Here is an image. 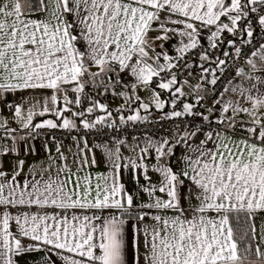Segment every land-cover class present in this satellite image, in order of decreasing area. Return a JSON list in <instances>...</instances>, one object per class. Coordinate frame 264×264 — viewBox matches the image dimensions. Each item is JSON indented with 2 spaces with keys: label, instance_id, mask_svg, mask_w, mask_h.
<instances>
[{
  "label": "snow or ice",
  "instance_id": "obj_1",
  "mask_svg": "<svg viewBox=\"0 0 264 264\" xmlns=\"http://www.w3.org/2000/svg\"><path fill=\"white\" fill-rule=\"evenodd\" d=\"M222 18L228 22L221 23ZM254 21L264 36V0H0V98L17 91L51 90L50 96L30 98L34 102L26 115L23 105H7L23 129L75 130L77 120L85 130L115 127L107 122L112 116L107 105L87 97L85 90L91 86L105 94L122 83V74L136 81L132 96L114 93L126 104L133 97L139 100L138 86L148 87L159 77L157 87L173 96V110L165 118H194L183 119L184 127L177 125L172 139L145 137L142 145L137 142L134 157L121 156L123 140L114 149L104 146L110 170L97 176L95 185L87 175L83 184L79 177L74 183L71 176L62 179L61 172H71L67 163L55 178L48 169L47 177L33 173L31 181L19 183L25 161L15 163L9 179L0 159V264H17L15 257L39 251L45 252V264H53L49 253L63 264H128L129 221H135L132 264H255L248 261L251 255L264 264V251L256 246L253 252L247 243L255 238L256 219L264 216V91L257 87L264 86V78L249 75L256 81L251 89L231 88L250 106L225 100L222 92L205 114L195 110L203 95L197 96V104L184 102L176 109L185 93L174 87L178 80L172 71L190 67L185 54L200 45L202 29L210 31L207 40L213 49L225 31L246 34L249 39L242 43L250 44ZM174 38L178 42L171 44L172 56L165 44ZM235 55L241 56V48H235ZM251 57L249 68L264 71V43ZM200 59L209 60L207 50ZM216 63L223 66L225 60ZM164 72L169 78L161 77ZM211 75L208 82L215 86L218 77L215 71ZM236 75L245 76V70L238 69ZM195 87L203 91L200 84ZM84 98L90 106L73 111L70 106H80ZM152 103L157 109L165 107L155 90ZM139 108L147 111L149 104ZM97 110L106 116L89 119ZM134 111L127 121L148 119ZM214 112L218 115L213 119ZM46 113L57 119L33 124L35 115ZM196 117L202 123L196 124ZM0 128L6 134L15 131L6 121ZM85 149L86 141L78 155ZM12 151L15 144L0 147V158ZM57 152L67 161L59 146ZM149 158L155 163H148ZM87 163L80 155L79 166ZM124 169L133 173L146 200L137 203L128 192L121 182ZM260 238L264 241V225Z\"/></svg>",
  "mask_w": 264,
  "mask_h": 264
},
{
  "label": "crops",
  "instance_id": "obj_2",
  "mask_svg": "<svg viewBox=\"0 0 264 264\" xmlns=\"http://www.w3.org/2000/svg\"><path fill=\"white\" fill-rule=\"evenodd\" d=\"M228 21L224 18H222L221 23H227ZM199 26V25H198ZM212 30H215L213 27ZM210 35V31L208 29H202V34L200 37V44H208L207 37ZM178 38H174L172 41H170L168 44H165V49L169 52V55L175 56V50L171 48V44L177 43ZM159 51V49H157ZM200 55H192L188 60V65L193 67L195 69V75H192L188 78H181L179 76V73L177 71V80L178 83L174 87H181L184 91L185 95L183 98H185L184 102L192 103L194 104L197 100V96L200 95V92L198 93L196 90V85L200 84L202 86V89H206L208 87V79L206 77H202L199 75V72H204L203 69H212L213 68V61L212 59L203 61L200 59ZM249 58H252L249 56ZM161 63L163 61L161 60ZM245 70L246 75L243 77L235 76V78L227 83L226 88L229 89V91L224 92L223 99L228 100H234L239 101L241 103H244V105L250 106L247 104L246 101L243 100V98L239 95V91L232 92L231 88L236 87L238 89H251L253 87V84L256 83L254 79H250L249 75H254L257 77L264 78V71H255L253 72L249 66L247 65V61L242 65V67ZM123 75V81L121 84L116 85L114 90L109 89L110 98L104 99L98 98L100 103L106 104L108 109L112 112V116L108 118L107 122L109 123H116L118 121H121L120 117L123 116L125 120H127V116L129 115H135L136 111L138 110L141 116H147L149 117L152 114H161L165 115V113H170L171 111V92L169 90H161L157 87V84L155 85V88L151 87H144L143 85L138 86L135 89V96L139 97V100H136L134 97L132 100L128 101L127 104L125 102V98L121 96H117L114 93L115 92H126L129 96L133 95L131 85L136 83L135 78L131 77L127 74ZM257 87H260L262 91H264V86L257 85ZM153 90L158 92L160 94V99L164 101L165 107L163 110L157 109L155 105L152 103L153 99ZM44 95H51V90H47L44 92H31V91H17L9 94H5L3 98H0V124H4V122H7V127L10 129H14L15 131L11 132L10 134H6L2 128H0L1 134H0V147H8L12 148L13 144H15V151L9 152L7 155L3 156L2 159L4 162V168L3 170L7 172L8 178L10 179L13 175L14 171V165L19 160H24V166L23 170L20 172V175L17 177V181L19 183H23L26 179L31 181L33 179V173L36 174V178H39V174L41 172L44 173V175L47 177L49 174L47 171L50 169V173L55 178L58 169L63 167L65 163H67L68 168L71 169V172H61L60 176L62 179L71 176L72 182L74 183L76 178L79 177L81 179V184H83V177L86 175L91 177L93 185L96 183V177L101 174H107L110 170V165L108 162L107 155L105 153L104 146H107L108 148L114 149L117 144V140H123L125 141V144L120 147V152L122 157H134V153L132 151V148L136 145L137 142H140L141 145L143 144V141L145 137H151L153 140L159 141L162 137H166L168 139H172L174 135L176 134L177 129H171L165 131L163 134L160 135H154V134H145V135H138V136H132V137H124V138H116L109 142H98L96 140H93L90 132L83 131L82 126H80L79 120H77V129L73 130L72 136L69 138V140H64L58 143L50 142V141H41L37 139L34 134L32 133L31 129H23L21 127V124L17 122L14 111L9 109L7 106L9 103L12 104H21L23 105L25 115L27 114V109L30 106L32 102H34L32 97H35L36 99H40ZM71 98H75V94L70 93L69 94ZM27 101V103H26ZM214 102V101H213ZM213 102H211L208 105L209 107L213 106ZM62 103V102H61ZM141 103L149 104V109L145 111L142 108H139V105ZM122 105L124 106L123 109L118 113L116 110L121 109ZM90 106V101L86 99H82V104L80 106L71 105L73 111H80L83 109H86ZM215 107L218 109L220 105H215ZM37 111H40V109H37ZM67 116L68 113H65ZM218 115L217 112H214L212 117H215ZM96 116H106V113L101 112L99 110L95 111L93 114L89 115V119H95ZM241 119H247L246 116L243 114L240 117ZM47 119H53L56 120L57 118L51 114L46 113L44 116L35 115L33 117V124L40 123ZM98 126V125H97ZM15 137V140L13 139ZM20 137H25L24 139H20ZM85 141L87 142V149L84 150L83 153L80 155L86 156L88 163L84 165L83 167L79 166V160L80 155H78L80 149L85 148ZM96 145H101V147H96ZM57 146L60 147L61 151L64 153V156L67 157V161H64L60 158V154L57 152ZM138 152L139 149H136ZM180 154V150L177 149V155ZM95 159L96 163L93 164L92 160ZM148 163H155L154 159L149 158ZM74 174V175H73ZM158 174L153 175V180H158ZM121 182L125 185L126 189L129 193L133 194L137 199L136 202L140 203L147 199V197L140 193L138 190V186L133 179V173L129 171L128 169L122 170V178ZM140 183L143 184V179L140 180ZM95 193H93L94 195ZM157 195H160L157 193ZM185 201V205H186ZM49 212L52 211V209H48ZM107 215V213H105ZM135 221H129L127 227V260L128 264H132L133 262V249H132V238H133V224ZM261 225H264V216L258 217L255 221L256 226V235L253 239L254 245L253 246H259L261 251H264V241L260 238V229ZM142 227V225L140 226ZM140 240L142 242L143 237L140 236ZM27 243V241H25ZM141 250H142V244H141ZM67 254V253H65ZM51 257V260L53 261V264H63V261L60 260V258L52 253L48 254ZM45 252L39 251V252H31V253H24L20 256L15 257V260L17 264H45L44 258ZM248 261L255 262V264H259V258L255 256L253 259H248Z\"/></svg>",
  "mask_w": 264,
  "mask_h": 264
},
{
  "label": "built area",
  "instance_id": "obj_3",
  "mask_svg": "<svg viewBox=\"0 0 264 264\" xmlns=\"http://www.w3.org/2000/svg\"><path fill=\"white\" fill-rule=\"evenodd\" d=\"M255 16L256 14H252ZM253 31L254 35L253 38H251V43H242V41L249 39L246 34H242L240 32H237L235 35L223 32L221 34V37L218 41V47L213 49L208 44H200L196 49L191 50L189 53L185 54V59L188 62L187 59H189L192 55H199L205 50L209 53L210 59L213 61V68L209 70L208 73L205 72H199L202 77H206L209 81L212 78L211 72L215 71V75L218 77L217 84L215 86L208 83V87L206 89H203L202 92H200V95L204 96V99L200 101L199 104H197V100L194 104H197L196 111L205 112L207 114L206 109L208 108V105L215 101L216 99L220 98V94L224 91V89L227 86V83L231 82L235 76L238 69L242 67V65L247 61L249 56H251V52L253 50H258L259 45L264 43V36L261 34V30L259 27L256 26V22L253 23ZM233 41L232 44H229L228 41ZM239 47L241 48V56L237 57L235 55V48ZM228 52V56H224V53ZM217 59H223L225 60V65L218 66L216 61ZM183 63V62H182ZM223 68V71H220V68ZM177 71L179 73V76L181 78H188L192 75H195V69L193 67H187V68H180L179 70L173 69L172 71ZM170 74L168 72L161 73V77L169 78ZM160 80L159 77L154 78V81L150 84L149 87L155 88V85ZM86 94L87 97H90L91 99H106L110 98V93L107 92L105 94H99L97 90L89 86L86 88ZM103 91L102 89L100 90ZM171 98H173L171 93ZM86 100H89L88 98H84ZM185 98L180 97L177 101L176 109L179 110L182 107V103H184ZM90 101V100H89ZM173 110L172 104H171V110ZM215 118V117H211ZM183 119H187L189 121H192L194 118L192 117H186ZM182 118H172V119H166L165 115L161 114H152L148 117L146 121H138V122H131L125 120V122L118 121L114 123L115 127L109 128L107 126L98 125L96 128L88 130L93 138V140H96L98 142H109L116 138H124V137H132V136H138V135H145V134H154V135H160L163 134L167 130L171 129H177V125H179L181 128L184 127ZM195 123L199 124L202 123L201 119L199 117L195 118ZM83 131H87L83 129ZM2 131H0L1 134ZM32 133L34 136L41 140V141H50L54 143H58L64 140H69V138L73 134V130L63 129V128H57V129H36L32 130ZM239 135V133H238Z\"/></svg>",
  "mask_w": 264,
  "mask_h": 264
},
{
  "label": "trees",
  "instance_id": "obj_4",
  "mask_svg": "<svg viewBox=\"0 0 264 264\" xmlns=\"http://www.w3.org/2000/svg\"><path fill=\"white\" fill-rule=\"evenodd\" d=\"M238 234H239V233H238ZM247 243H250V245H251V249H252V251L254 252V250H255V246H253V245H254L253 239L250 238L249 241H248ZM253 258H255V255H251V256L248 257V259H253Z\"/></svg>",
  "mask_w": 264,
  "mask_h": 264
}]
</instances>
